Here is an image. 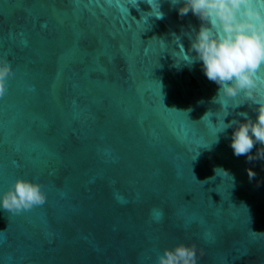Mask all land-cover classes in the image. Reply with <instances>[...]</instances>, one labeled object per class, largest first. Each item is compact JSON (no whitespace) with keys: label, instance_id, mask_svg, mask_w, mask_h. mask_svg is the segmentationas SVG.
<instances>
[{"label":"water","instance_id":"1","mask_svg":"<svg viewBox=\"0 0 264 264\" xmlns=\"http://www.w3.org/2000/svg\"><path fill=\"white\" fill-rule=\"evenodd\" d=\"M177 7L0 0V192L47 194L0 209V264H157L180 242L198 264H264V160L233 155L231 129L214 143L226 113H255L183 61L200 21Z\"/></svg>","mask_w":264,"mask_h":264},{"label":"clouds","instance_id":"2","mask_svg":"<svg viewBox=\"0 0 264 264\" xmlns=\"http://www.w3.org/2000/svg\"><path fill=\"white\" fill-rule=\"evenodd\" d=\"M171 2L173 6L178 5L179 16L191 13L200 21L199 27L193 29L190 47L184 49L183 61L189 65L200 64L207 79L218 85L217 97L243 96L255 113L253 118L242 111L238 113L241 118L233 120H226L229 115L226 113L219 120L214 143H219L220 134H227L231 129L233 155L245 156L248 162L264 160V90L260 87L264 86V77L260 75L264 72V0ZM13 75L11 63L0 57V98L6 94ZM257 145L261 147L253 154ZM247 173L250 180L257 175L252 168ZM46 201L47 194L41 184L24 177H17L7 190L0 192V209L13 214L29 211ZM163 215L159 210L154 218L159 221ZM157 264H198L197 246L180 242L166 247Z\"/></svg>","mask_w":264,"mask_h":264},{"label":"snow or ice","instance_id":"3","mask_svg":"<svg viewBox=\"0 0 264 264\" xmlns=\"http://www.w3.org/2000/svg\"><path fill=\"white\" fill-rule=\"evenodd\" d=\"M246 101V100H245Z\"/></svg>","mask_w":264,"mask_h":264}]
</instances>
